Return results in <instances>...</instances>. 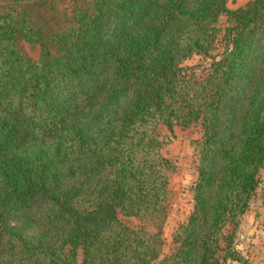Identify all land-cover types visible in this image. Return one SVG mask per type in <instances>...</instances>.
Listing matches in <instances>:
<instances>
[{
  "label": "trees",
  "instance_id": "1",
  "mask_svg": "<svg viewBox=\"0 0 264 264\" xmlns=\"http://www.w3.org/2000/svg\"><path fill=\"white\" fill-rule=\"evenodd\" d=\"M194 124L191 207L160 254L159 128ZM263 166L264 0H0V264H251L235 228Z\"/></svg>",
  "mask_w": 264,
  "mask_h": 264
},
{
  "label": "rangeland",
  "instance_id": "2",
  "mask_svg": "<svg viewBox=\"0 0 264 264\" xmlns=\"http://www.w3.org/2000/svg\"><path fill=\"white\" fill-rule=\"evenodd\" d=\"M246 0H227L228 7H236ZM223 17L218 21L222 26ZM26 53L36 57L39 53L38 45L21 41ZM219 50L217 43L216 52ZM209 58L199 54H192L185 58L182 64L192 66L197 75H202ZM161 137L164 141L161 151L174 160L175 168L170 176L168 187L170 196L167 202L166 216L161 225L160 254H166L171 249V234L176 224L184 220L191 207L190 186L195 178V160L193 155V139L199 136L197 124L181 128L175 125L172 137L161 126ZM129 225L136 224L133 217H121ZM154 230L151 224H146ZM235 246L247 257L251 264H264V166L259 170V183L249 200L248 207L239 216L235 228ZM225 264H240L227 260Z\"/></svg>",
  "mask_w": 264,
  "mask_h": 264
}]
</instances>
